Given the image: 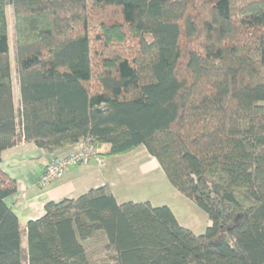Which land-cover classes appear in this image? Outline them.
Returning a JSON list of instances; mask_svg holds the SVG:
<instances>
[{
	"label": "trees",
	"instance_id": "trees-1",
	"mask_svg": "<svg viewBox=\"0 0 264 264\" xmlns=\"http://www.w3.org/2000/svg\"><path fill=\"white\" fill-rule=\"evenodd\" d=\"M85 139L142 146L204 231L105 184L46 202L23 251L0 168V264H264V0H0V160L18 141ZM94 238L107 259H90Z\"/></svg>",
	"mask_w": 264,
	"mask_h": 264
},
{
	"label": "crops",
	"instance_id": "crops-1",
	"mask_svg": "<svg viewBox=\"0 0 264 264\" xmlns=\"http://www.w3.org/2000/svg\"><path fill=\"white\" fill-rule=\"evenodd\" d=\"M72 148L73 146H66L48 151L32 142L18 141L2 152L0 168L17 183L15 194L6 198V203L17 216L22 232L25 233L29 220L42 215L46 202L76 197L105 184L118 202L148 201L154 205L158 197L149 186L163 181V178H155L158 164L142 146L120 155H106L108 147L98 146L97 149L104 158L103 166L99 167L92 161L81 162L71 166L62 177L49 185L40 186L39 178L45 164L53 157L67 155ZM135 154H138L137 158H133ZM124 156L127 158L120 165L119 158Z\"/></svg>",
	"mask_w": 264,
	"mask_h": 264
},
{
	"label": "rangeland",
	"instance_id": "rangeland-1",
	"mask_svg": "<svg viewBox=\"0 0 264 264\" xmlns=\"http://www.w3.org/2000/svg\"><path fill=\"white\" fill-rule=\"evenodd\" d=\"M6 18L8 23V35H9V53H10V65L12 72V85L14 102L18 104V87L15 76V41L13 37V16L11 6L6 7ZM138 154H135L133 158H137ZM127 158H119V164H124L123 161ZM122 160V161H121ZM111 160H108V162ZM113 161V160H112ZM116 163V162H115ZM150 190L155 191L157 200L154 201V205L167 204L173 213L176 215L178 221L192 229L195 233L203 232L206 227L207 216L203 210L197 207L191 200L177 192L166 179L163 181L151 184ZM154 197V196H153ZM21 246L25 251L26 241L25 233H21ZM87 253L92 261H101L107 259L110 254L109 249L106 248L105 243L101 239H91L85 244Z\"/></svg>",
	"mask_w": 264,
	"mask_h": 264
},
{
	"label": "built area",
	"instance_id": "built-area-1",
	"mask_svg": "<svg viewBox=\"0 0 264 264\" xmlns=\"http://www.w3.org/2000/svg\"><path fill=\"white\" fill-rule=\"evenodd\" d=\"M90 161L99 167L104 164V158L95 144L89 139H85L78 142L66 156L53 157L48 161L40 175L39 185L45 187L52 181L62 177L71 166Z\"/></svg>",
	"mask_w": 264,
	"mask_h": 264
}]
</instances>
